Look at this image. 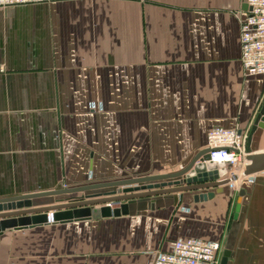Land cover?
<instances>
[{"label":"crops","instance_id":"0c3cea01","mask_svg":"<svg viewBox=\"0 0 264 264\" xmlns=\"http://www.w3.org/2000/svg\"><path fill=\"white\" fill-rule=\"evenodd\" d=\"M245 5L46 0L0 8V198L178 172L207 148L212 128L250 135L264 75L246 74L241 62ZM250 146L264 152V124ZM127 202L129 213L117 217L7 230L0 264H154L187 238L221 242L228 264H264V171L237 188Z\"/></svg>","mask_w":264,"mask_h":264},{"label":"water","instance_id":"95a60500","mask_svg":"<svg viewBox=\"0 0 264 264\" xmlns=\"http://www.w3.org/2000/svg\"><path fill=\"white\" fill-rule=\"evenodd\" d=\"M248 10H250L248 4ZM262 124H261V123ZM264 124V106L258 115L248 138L245 175L264 171V152L253 153L250 146L252 134ZM209 148L200 151L182 170L174 173L144 176L111 181L77 188H63L52 191L35 192L0 198V236L7 230H20L50 222H67L80 219H101L129 213L127 201L137 198L155 197L174 192L202 190L223 187L229 180L220 181L227 175L225 166H215L208 162ZM221 189V188H219ZM221 191V190H220ZM82 193L81 195H77ZM70 195L66 202L35 206L34 200L48 196ZM214 194L198 195L207 199ZM244 191H240L238 209ZM119 204L118 207L114 205ZM231 256L225 250L220 264H228Z\"/></svg>","mask_w":264,"mask_h":264},{"label":"built area","instance_id":"2783aa9c","mask_svg":"<svg viewBox=\"0 0 264 264\" xmlns=\"http://www.w3.org/2000/svg\"><path fill=\"white\" fill-rule=\"evenodd\" d=\"M46 0H0V8L38 4ZM250 10L241 20V62L248 75H264V0H244ZM248 131L239 128L214 127L207 135L208 162L225 166L227 175L220 181L237 188L247 176L249 161ZM65 188L67 186H64ZM221 242L200 238L177 239L170 243L169 250L160 251L154 264H220Z\"/></svg>","mask_w":264,"mask_h":264},{"label":"rangeland","instance_id":"374dc122","mask_svg":"<svg viewBox=\"0 0 264 264\" xmlns=\"http://www.w3.org/2000/svg\"><path fill=\"white\" fill-rule=\"evenodd\" d=\"M238 185V184H237ZM238 200H239V197H238ZM119 206V204H117V205H114V207H118Z\"/></svg>","mask_w":264,"mask_h":264}]
</instances>
